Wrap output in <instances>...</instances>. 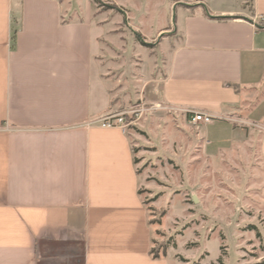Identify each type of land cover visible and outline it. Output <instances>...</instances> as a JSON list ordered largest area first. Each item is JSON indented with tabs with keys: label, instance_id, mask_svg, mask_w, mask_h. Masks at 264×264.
I'll return each mask as SVG.
<instances>
[{
	"label": "crops",
	"instance_id": "obj_1",
	"mask_svg": "<svg viewBox=\"0 0 264 264\" xmlns=\"http://www.w3.org/2000/svg\"><path fill=\"white\" fill-rule=\"evenodd\" d=\"M191 5L166 70L141 68L140 97L174 107L180 118L184 109L215 117L203 126L220 128V152L252 135L224 116L244 113L259 133L264 167V94L254 96L264 87V0H253L251 15L241 0ZM85 6L0 0V264L171 261L151 253L128 134L102 125L123 109L114 100L126 72L112 77L110 42Z\"/></svg>",
	"mask_w": 264,
	"mask_h": 264
},
{
	"label": "rangeland",
	"instance_id": "obj_2",
	"mask_svg": "<svg viewBox=\"0 0 264 264\" xmlns=\"http://www.w3.org/2000/svg\"><path fill=\"white\" fill-rule=\"evenodd\" d=\"M67 1L81 9L91 5L102 22V42H110L106 65L114 68L112 77L126 72L120 84L125 88L114 100L123 109L107 115L124 118L153 230L152 249L170 258V264H263L264 167L259 133H251L244 113L225 114L252 135L220 152L217 124L192 123L190 116L180 118L166 103L140 97L143 72L166 70L181 12L198 0ZM241 3L251 15V0ZM260 24L264 26V19ZM256 94H264V87ZM208 139L213 143L207 144Z\"/></svg>",
	"mask_w": 264,
	"mask_h": 264
},
{
	"label": "built area",
	"instance_id": "obj_3",
	"mask_svg": "<svg viewBox=\"0 0 264 264\" xmlns=\"http://www.w3.org/2000/svg\"><path fill=\"white\" fill-rule=\"evenodd\" d=\"M167 107L173 111H175V113L179 110H176L174 107L169 106L167 104ZM182 112L186 115V116H190V121L192 123H197V124H209L211 123L215 117H213L210 114H206L202 111L199 110H193V109H184L182 110ZM123 120L124 118L122 117H117V115L114 114H110V115H106L102 118V125L105 127H111V126H117L120 125L123 127Z\"/></svg>",
	"mask_w": 264,
	"mask_h": 264
},
{
	"label": "trees",
	"instance_id": "obj_4",
	"mask_svg": "<svg viewBox=\"0 0 264 264\" xmlns=\"http://www.w3.org/2000/svg\"><path fill=\"white\" fill-rule=\"evenodd\" d=\"M251 2H252V6H253V0H251ZM261 27L263 28L264 26L261 25ZM151 253H152V255H153L155 258H159V257H160V255H159V254H156L155 251H154L153 249L151 250Z\"/></svg>",
	"mask_w": 264,
	"mask_h": 264
}]
</instances>
